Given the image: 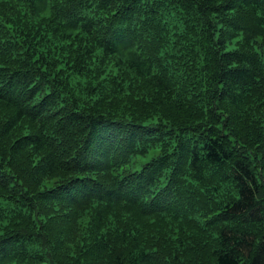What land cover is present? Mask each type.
I'll return each instance as SVG.
<instances>
[{
  "label": "trees",
  "instance_id": "obj_1",
  "mask_svg": "<svg viewBox=\"0 0 264 264\" xmlns=\"http://www.w3.org/2000/svg\"><path fill=\"white\" fill-rule=\"evenodd\" d=\"M0 264H264V0H0Z\"/></svg>",
  "mask_w": 264,
  "mask_h": 264
},
{
  "label": "rangeland",
  "instance_id": "obj_2",
  "mask_svg": "<svg viewBox=\"0 0 264 264\" xmlns=\"http://www.w3.org/2000/svg\"><path fill=\"white\" fill-rule=\"evenodd\" d=\"M154 157H156V156H154ZM154 157H151V156H150V157H148V160L150 161V160L153 159Z\"/></svg>",
  "mask_w": 264,
  "mask_h": 264
}]
</instances>
